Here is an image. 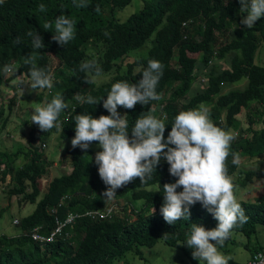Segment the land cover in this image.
<instances>
[{"label":"trees","instance_id":"16d2710c","mask_svg":"<svg viewBox=\"0 0 264 264\" xmlns=\"http://www.w3.org/2000/svg\"><path fill=\"white\" fill-rule=\"evenodd\" d=\"M131 2L88 0L84 8L74 7L71 0H4L0 4V85L28 69L29 66L22 63L23 57L33 52L30 39L24 36L28 30H37L44 45L33 52L38 56L35 66L43 67L52 74L61 66L73 75L59 91L68 104V108L59 115L62 132H56L54 127L46 132L38 127L30 130L28 161L17 169L10 159H0L5 164L1 170L0 185L8 179L13 183L9 194L35 203L33 210L19 220L17 234H0V264H113L114 259L133 247L141 255L136 246H151L158 239L169 246H177V242L183 241L190 223L202 225L205 229L216 226L217 221L199 202L189 206L187 221L178 219L173 224L164 221L159 211L162 192L156 190L166 182H174L176 178L168 173V164L162 157L153 171L152 180L145 185L139 186V177H134L115 190L117 197L131 191L133 199L143 200L138 210H123V219L114 215L104 220L81 217L71 224L67 238L42 247L28 235L36 225H43L46 231L54 225V216L48 209L55 206L64 194H69L70 199L58 209L60 217L67 211L102 208L108 201L101 197L107 186L100 179L94 163L95 152L91 145H97L96 141L89 142L87 150H81L78 146L67 148L70 171L52 177L38 198L39 181L45 175L48 162L38 151L34 143L36 138L42 139L51 131L58 133L60 138L74 136L72 116L75 114L89 112L93 117L107 115V110L101 107L102 101L95 105H81L73 94L79 92L101 96L112 82L121 79L135 84L142 75L139 71L149 59L158 60L164 66L156 87L159 96L173 83H180L161 105L158 118L166 124L164 137L170 131L169 123L178 111L204 105L209 111V118L217 126L234 134L229 155L225 159L229 176L237 169V162L232 163L233 153L252 157L264 152V106L262 109L250 108L252 103L264 104V65L255 64L253 60L257 46L260 43L264 46V16L248 29L239 25V16L243 13L239 12L238 0H142V6L137 11L120 21L115 17L116 9ZM40 4L45 6L44 10L39 8ZM97 8L99 11H96ZM61 11L75 20V36L64 46L51 40L50 32L55 16L60 15ZM46 22L50 24L48 30L43 28ZM228 32L231 33L228 41L217 45L219 35L227 36ZM152 33L154 43L146 55L126 60L122 64L123 70L116 72L109 81L98 86L88 84L83 79L84 74L76 71L81 61L92 58L87 57L83 49L87 42H104L102 54L96 60L103 73H107L114 69L116 59L121 58L122 61L129 50L141 46ZM17 38L19 43L16 42ZM228 54L231 55L227 68L218 71L211 64L206 69L214 60H222ZM175 56L173 65L172 58ZM11 61L16 62V66L6 77L3 66H11ZM198 72L201 74V88L186 97ZM243 78L246 80L243 87L224 90L225 86L237 84ZM13 103L14 96L9 99L8 109ZM155 103H136L131 109L123 108L129 126L149 108L153 113ZM243 110H247L246 129L239 127L236 117ZM257 121L259 125L256 127L254 124ZM242 133H246V136L243 137ZM252 178L264 179V166L245 170L240 183L244 185ZM150 185H156V188H147ZM180 190V187L176 189ZM236 201L248 219L233 230L249 237L256 232L258 224L264 226V192L252 201ZM258 250H262L261 246Z\"/></svg>","mask_w":264,"mask_h":264},{"label":"clouds","instance_id":"9594fccd","mask_svg":"<svg viewBox=\"0 0 264 264\" xmlns=\"http://www.w3.org/2000/svg\"><path fill=\"white\" fill-rule=\"evenodd\" d=\"M3 3L4 0H0V4ZM71 3L76 8H84L88 0H71ZM238 3L239 12L246 13L240 23L248 29L264 16V0H238ZM44 7L43 4L39 5L41 10ZM53 24L51 40L63 46L73 40L75 20L61 11L60 15L55 16ZM49 27L47 22L43 26L44 30ZM24 36L30 39L33 52L44 46L37 30L25 31ZM16 42H20L19 38ZM33 52L22 59V63L29 67L27 79L16 81L20 93L22 86H27L28 91L50 90L53 86L51 71L35 66L38 56ZM163 67L160 61L149 59L139 71L142 75L135 84L121 79L112 82L101 96L79 92L73 94L81 105H95L102 101L101 107L108 114L93 117L89 112H82L73 115L74 136L70 143L73 147L87 150L89 142H97L100 150L95 152L94 163L100 179L107 186L101 197L107 200L115 197V190L134 177H139V186L152 180L153 171L163 157L168 164V173L176 178L174 182L159 184L160 188L156 190L162 192L159 211L164 221L168 224L176 223L178 219L187 221L189 206L196 202L217 221L211 229L190 223L183 241L176 244L183 243L189 247L192 258L198 264H228L229 257L221 249L233 229L248 219L234 197L233 184L225 165L234 134L217 126L209 118V111L204 105L178 111L169 123L171 129L166 137L163 136L165 122L155 116L150 108L145 114L138 115L131 126L125 115L117 111L118 105L131 109L136 103L148 105L150 101H158L160 96L156 87ZM10 68V65H4L3 71L7 72ZM76 71L84 74L83 79L88 84L95 85L104 79L103 70L95 57L81 61ZM104 96L106 98L102 99ZM67 108L63 95L57 92L50 100L34 108L30 121L43 132L54 127L60 133L63 127L59 115ZM236 162L234 158L232 163ZM1 164L5 167L3 162ZM178 187L180 191H176Z\"/></svg>","mask_w":264,"mask_h":264},{"label":"rangeland","instance_id":"374dc122","mask_svg":"<svg viewBox=\"0 0 264 264\" xmlns=\"http://www.w3.org/2000/svg\"><path fill=\"white\" fill-rule=\"evenodd\" d=\"M141 6L142 0H132L130 4H127L122 8H117L115 11V17L122 21L130 13L137 11ZM244 15H246V13L240 14L239 16L240 26H244L240 23V20ZM230 34L228 32L226 34L227 36L219 35L217 45L228 41ZM153 43L154 34L152 33L141 46L129 50L127 57L122 61L121 58L116 59L114 61L116 63L114 69L110 72L103 73L104 79L98 84H95V86L109 81L116 72L122 71L124 68L122 64H125L126 60L142 55L145 56L147 50ZM104 47V42L91 40L84 45L83 49L87 57H95V59H99ZM230 55L231 54L226 55L222 60H214L208 65V67H206V69H208L211 64L215 66L218 71L227 68ZM175 60L176 56L172 58L173 65ZM253 60L255 64L264 65V46L262 43L257 46ZM15 66L16 62H12L10 70L5 73L6 77L11 75ZM27 70L22 74L15 76L8 82H2L0 85V159H10L15 169L21 167L28 161L29 131H33L34 128L38 127L35 123L30 121L32 111L37 105L41 104L43 101L49 100L52 95L59 92L62 86L73 77V75L64 67L60 66L59 68H56L52 74L53 86L50 90L28 91L27 86H22L23 91L20 93L19 88L16 87V81L21 78L27 79ZM200 77L201 74L198 72L192 88L188 91L186 97L190 96L193 91L201 88V83L199 82ZM245 81V78H243L237 84L225 86L224 90L234 87L241 88L244 86ZM179 85V82L173 83L166 92L160 95V99L156 101L153 109V114L155 116L158 117L160 115L161 105L165 103V101L171 96L172 91L179 87ZM13 96L14 103L11 108L8 109L9 99ZM263 106L264 104L252 103L250 108L262 109ZM117 111L123 115L122 106L118 105ZM246 112L247 110H243L236 116L239 121L238 125L242 129H246ZM254 125L257 127L259 122L257 121ZM237 130L240 131L239 128ZM72 137L60 138L58 133L51 131L42 139H39V137L36 138L34 143L37 145L38 151L48 162L45 175H43L42 179L39 181L40 192L38 198L41 197L46 190L47 184L52 177L70 171V156L66 150L72 146L70 143ZM91 148L94 152L100 150L95 144H92ZM234 158L237 161V169L229 176L233 184L234 197L236 200L252 201L264 192V179L252 178L244 185L240 182L242 181L245 170L264 166V152L252 157L236 153ZM1 163L2 161H0V165ZM9 175L10 173L7 174V176ZM1 176L2 173L0 171V178ZM12 185L13 183L8 181V179L0 185V234L5 235L17 234L19 232V224H13L12 220H20L22 217L30 213L35 206V203L30 201H22L18 195L9 194L8 190ZM147 188L154 189L156 188V185H150ZM131 193V191H128L121 196L113 197L112 201L116 204L114 216L117 218L123 219L125 211L128 212V209L138 210L143 205V200L133 199ZM260 246L261 249L264 250V226L258 224L256 226V232L249 237L241 232L233 230L221 250L229 257L228 264H245L250 255L258 250ZM136 247L141 255L137 253L133 247V249L125 252L121 257L114 259L113 264H198V261L191 256L192 250L183 244L169 246L162 240L158 239L156 243L151 246L138 245Z\"/></svg>","mask_w":264,"mask_h":264},{"label":"built area","instance_id":"2783aa9c","mask_svg":"<svg viewBox=\"0 0 264 264\" xmlns=\"http://www.w3.org/2000/svg\"><path fill=\"white\" fill-rule=\"evenodd\" d=\"M201 80H203L201 78ZM243 137L246 136V133L242 134ZM3 164L0 165L2 169ZM70 199L69 194H64L60 197L59 201L55 206H51L48 211L51 215L54 216V225L49 229L45 230L43 225H36L31 228L28 232L29 237L39 243L42 247L47 243L54 242L60 238L65 239L69 235V228L77 219L81 217H86L91 220H104L111 219L114 213L116 205L111 200H108L107 203L98 209H87L84 211H67L62 217L58 215V209ZM17 219H13V224H18ZM245 264H264V250L254 251Z\"/></svg>","mask_w":264,"mask_h":264}]
</instances>
